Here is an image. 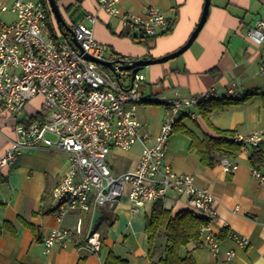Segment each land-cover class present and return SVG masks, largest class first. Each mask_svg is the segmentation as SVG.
I'll list each match as a JSON object with an SVG mask.
<instances>
[{
	"label": "crops",
	"instance_id": "1",
	"mask_svg": "<svg viewBox=\"0 0 264 264\" xmlns=\"http://www.w3.org/2000/svg\"><path fill=\"white\" fill-rule=\"evenodd\" d=\"M43 1L48 5L47 0ZM204 1L119 0L123 13L143 17L149 5L161 11L167 21L165 32L170 31L150 39L134 40L132 35H137V31L122 27L116 17L100 10L97 0H54L65 27H60L52 12L51 26L64 35L65 28L70 29L74 24L89 25L85 15L93 14L97 17L94 38L106 52L131 59H158L185 45L200 21ZM11 2L5 0L7 6ZM263 19L264 0H210L205 23L191 46L177 58L145 69L142 74L145 96L171 97L176 91L181 97H189L214 91L219 99L193 108L195 119L184 115L177 122V129L190 131L198 141L216 138L215 129L241 136L264 129V76L259 73L264 42L257 45L246 37L248 28ZM0 21L10 24L14 15L0 12ZM231 87L235 88L238 99L228 94ZM40 102L35 107L28 103L22 116L26 119L34 115ZM147 104L160 105L150 102L139 105L136 118L141 123V131L153 138L168 110L163 107L162 118L150 125L153 122L146 123ZM13 125L14 121L0 108V157L13 141L19 140ZM190 144L188 135L180 130L173 132L165 148L164 163L176 173L193 177L197 187L213 194L217 212L213 231L220 244L218 254L213 255L201 247L199 237V242L187 245L182 254L190 252L195 264H264V181L259 182L251 174L253 167L248 159L251 148H239L229 154L212 152L215 163L207 167ZM141 148L136 144L128 151L114 150L110 160L123 157V167L113 164V173L131 171ZM258 150L264 153V139ZM222 159L235 162L237 170L225 174ZM68 166L67 153L39 146L22 148L14 163L0 169V264H107L109 255L124 264L156 263L165 241L162 237L157 239L150 257L145 224L154 209L171 211L172 216L187 210L185 201L169 193L163 202L148 203L132 214L124 195L111 207L70 212L59 220L51 193ZM257 170L264 175L262 169ZM79 220L82 232L73 236L75 244L56 245L45 253L43 240L52 229L73 231ZM88 232L100 235L98 253L83 246ZM234 236L246 238L247 246L237 245ZM229 250L235 256L226 260L225 253Z\"/></svg>",
	"mask_w": 264,
	"mask_h": 264
},
{
	"label": "built area",
	"instance_id": "2",
	"mask_svg": "<svg viewBox=\"0 0 264 264\" xmlns=\"http://www.w3.org/2000/svg\"><path fill=\"white\" fill-rule=\"evenodd\" d=\"M5 0L0 12H11L14 21H0V108L14 121L13 129L19 140L11 143L0 157V169L14 163L20 150L44 146L68 154L69 166L59 184L51 193L57 218L70 212H89L113 206L124 195L130 202V212L137 214L148 203L163 202L169 193L183 199L189 212L204 219L199 228L201 247L213 255L219 252V237L213 231L217 220L215 198L205 188L195 185L191 176L179 174L164 163L165 148L173 128L182 116L195 119L192 109L219 99L212 90L189 97L174 92L171 97H147L144 94L145 77L137 72L121 70L136 59L106 52L93 35L97 17L86 14L87 24L70 27V34L52 29V16L43 0ZM98 8L116 17L124 28H134L137 38H153L167 28L161 11L147 6L145 15L123 13L119 0H97ZM246 37L254 44L264 42V19L248 28ZM75 40L77 45L72 41ZM108 62L111 69L86 58ZM264 76V55L259 66ZM228 94L239 96L231 87ZM39 99L40 105L31 117H23L27 104ZM150 102L163 105L168 116L159 132L150 137L141 131L136 118L139 105ZM264 139V129L246 136L235 135L233 142L241 149L257 148ZM136 144L142 146L140 156L131 171L115 174L107 166L114 150L128 151ZM222 171L232 174L238 165L221 160ZM252 176L264 181L257 169ZM78 221L73 231L52 229L43 244L45 253L56 245L75 244L73 238L81 234ZM237 245L245 247L244 237L234 236ZM83 246L92 253L101 249L100 235L88 232ZM235 256L225 253L226 260Z\"/></svg>",
	"mask_w": 264,
	"mask_h": 264
},
{
	"label": "trees",
	"instance_id": "3",
	"mask_svg": "<svg viewBox=\"0 0 264 264\" xmlns=\"http://www.w3.org/2000/svg\"><path fill=\"white\" fill-rule=\"evenodd\" d=\"M170 31L168 29L164 34ZM136 40L137 35H132ZM139 39L143 40V38ZM139 40V41H141ZM178 124V123H177ZM173 128V132L182 131L191 139L190 148L196 150L201 158L204 166L210 167L215 161L211 156L212 152L219 154H229L239 150L240 145L233 142L234 134L228 131L215 129L217 137H206L204 141L198 139L188 130L184 128ZM249 162L253 168L262 169L264 171V153L257 148H251L249 154ZM203 218L193 215L191 212L184 210L172 216L171 211L163 209H154L150 219L145 224V233L147 235L149 251L151 256L155 250V243L159 237L164 238V244L161 247L160 255L154 264H195L190 252L182 254V249L192 242H199V228ZM115 261L116 264H124L112 255H109L108 263Z\"/></svg>",
	"mask_w": 264,
	"mask_h": 264
},
{
	"label": "water",
	"instance_id": "4",
	"mask_svg": "<svg viewBox=\"0 0 264 264\" xmlns=\"http://www.w3.org/2000/svg\"><path fill=\"white\" fill-rule=\"evenodd\" d=\"M49 8L51 10V12L53 13L57 23L60 25V27H65L64 26V22L61 18V15L59 13V10L54 2V0H47ZM210 6V0H205L204 1V6H203V12L200 18L199 23L197 24L195 30L192 32L190 38L188 39V41L185 43V45H183L180 49H178L177 51H175L172 54H169L167 56L158 58V59H136L135 61L132 62L131 65H127V66H123L121 68V70H129L131 71V78L133 79L134 75L139 72L140 70H142L145 67L151 66V65H155V64H161L164 62H167L169 60L175 59L178 56H180L181 54H183L192 44V42L195 40L198 32L200 31V29L202 28L203 24L205 23V20L207 18V13H208V9ZM66 31L64 32V35L67 36L69 35L70 29L65 28ZM72 41L77 45V43L75 42L74 39H72ZM86 58L92 62H95L103 67L109 68L111 69V64L108 62H103L97 59H94L92 57L86 56Z\"/></svg>",
	"mask_w": 264,
	"mask_h": 264
},
{
	"label": "rangeland",
	"instance_id": "5",
	"mask_svg": "<svg viewBox=\"0 0 264 264\" xmlns=\"http://www.w3.org/2000/svg\"><path fill=\"white\" fill-rule=\"evenodd\" d=\"M146 68L147 67H145L142 70H140V73L144 75ZM38 101H40V100L39 99H34V100L30 101L29 104H30V106L35 107L34 105H38ZM163 107H164L163 105L147 104L146 107H145L146 108V112H147L146 113V115H147L146 123L150 124L151 122H153V124H150V125H155L156 122L158 121V118H162V116L164 114V108ZM148 109H151V111H149ZM187 123L189 125H192L191 122H187ZM122 158L118 159L117 161H111V160L107 161V166L111 169L113 164H115V166H118V167L122 168L123 167V159Z\"/></svg>",
	"mask_w": 264,
	"mask_h": 264
}]
</instances>
